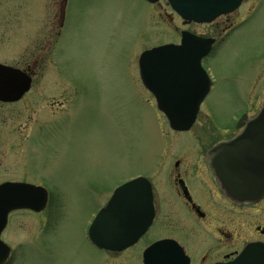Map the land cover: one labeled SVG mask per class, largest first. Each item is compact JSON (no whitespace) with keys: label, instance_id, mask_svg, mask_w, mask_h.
Masks as SVG:
<instances>
[{"label":"rangeland","instance_id":"rangeland-1","mask_svg":"<svg viewBox=\"0 0 264 264\" xmlns=\"http://www.w3.org/2000/svg\"><path fill=\"white\" fill-rule=\"evenodd\" d=\"M66 1L61 27L62 0H0V63L41 66L33 88H45L47 104L56 97L60 128L34 151L19 147L25 142L15 134L10 143L0 141V183H34L51 196L44 213L11 215L3 234L12 248L9 264H100L103 254L86 235L116 189L151 178L164 146L226 140L245 114L254 115L264 104V0H245L232 17L235 30L205 60L215 87L193 131L181 136L170 131L138 68L144 51L179 42L186 31L180 19L171 22L170 6Z\"/></svg>","mask_w":264,"mask_h":264},{"label":"flooded vegetation","instance_id":"flooded-vegetation-1","mask_svg":"<svg viewBox=\"0 0 264 264\" xmlns=\"http://www.w3.org/2000/svg\"><path fill=\"white\" fill-rule=\"evenodd\" d=\"M147 4L169 5L167 0ZM62 5L61 27L64 25L66 0H62ZM234 14L221 16L212 24H184L182 21L186 27L183 32L215 40L211 57L216 47L224 42V37L235 30L236 22L232 19ZM169 18L171 22L175 18L180 19L175 14H171ZM195 26L203 28L205 33L197 32ZM173 44H180V41ZM44 53V49L39 53L38 63ZM39 67L41 66L33 65L22 69L13 67L32 76L33 82L30 91L20 100H0V141L10 143L15 134L20 138V143L25 142L19 147L27 146L33 150L38 147L42 138L45 140V137L55 136L60 131L56 97L53 98V103L47 104L45 88L38 92L33 88L34 75ZM214 87L213 80L210 94ZM30 95L37 97L33 103L20 109L18 106ZM5 108H10L12 112ZM245 115L253 119L257 113ZM8 123H12V130L7 128ZM192 131L171 132L181 136ZM241 131L236 128V133L226 140L206 136L207 139H202L203 144L198 146H164L159 154V161L155 162L151 178H147L152 189V224L133 246L121 252L100 251L103 254L100 264H264V194L256 200L238 201L221 186L209 162L211 151L219 143L235 138ZM203 140H209L208 146ZM16 182L34 184L7 180L0 185ZM50 202L49 193L48 209ZM46 229L49 230L43 233L45 236L49 234L50 227ZM86 239L89 242L88 234ZM89 244L94 247L90 242Z\"/></svg>","mask_w":264,"mask_h":264},{"label":"water","instance_id":"water-1","mask_svg":"<svg viewBox=\"0 0 264 264\" xmlns=\"http://www.w3.org/2000/svg\"><path fill=\"white\" fill-rule=\"evenodd\" d=\"M156 3L159 0H146ZM185 23L210 24L237 11L244 0H168ZM214 40L184 33L180 46L167 45L145 52L140 59L144 86L155 96L159 110L175 131H189L210 92L211 80L202 62ZM32 79L20 70L0 65V100L15 102L31 89ZM235 139L219 144L209 162L224 190L238 201H252L264 194V107L248 121L244 117ZM48 201L42 187L23 183L0 186V264H6L11 249L1 236L10 213L41 212ZM154 218L149 181L139 178L118 188L89 230L92 244L100 250L123 251L134 245Z\"/></svg>","mask_w":264,"mask_h":264}]
</instances>
